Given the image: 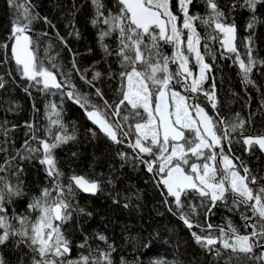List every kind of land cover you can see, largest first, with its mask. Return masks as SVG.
<instances>
[{
    "label": "snow or ice",
    "instance_id": "snow-or-ice-1",
    "mask_svg": "<svg viewBox=\"0 0 264 264\" xmlns=\"http://www.w3.org/2000/svg\"><path fill=\"white\" fill-rule=\"evenodd\" d=\"M15 10V18L10 20V31L7 38L0 43L4 50V57L0 64L14 60L16 71L21 79L30 82V86L38 87L41 92L48 93L55 89L61 96L73 100L84 111L87 118L97 126L111 141L117 144L124 143V137L136 135L131 144L136 158L153 176H160L158 186L166 188L167 196L174 198L179 219L190 230L195 242L215 257H221L227 252L224 264H264V176L254 174L253 171L239 157H230L215 151L206 154V149L220 146L223 140H229L230 132L240 131L242 142L246 150L251 152L257 148L264 153V133L245 136L243 129L250 121L240 118L236 114L235 122L228 125L221 119L219 122L226 127L223 135L213 120L198 103L189 104V97L173 90L174 84L182 86L186 92L198 94L208 79L207 72L211 66L205 62V55H211L215 60L216 53L207 42L204 43V54L201 53V37L197 31V21L204 25L208 32L205 38L219 41L222 51L221 58L233 59L239 67L241 82L247 87L254 85L251 76L258 65L264 66L254 53V41L250 34L246 37L241 54L238 46L237 26L229 22V15L238 6L247 8L253 13L246 28L254 29L257 23L255 11L257 5L264 0H228L225 8H221L219 0H200L205 8V14L199 15L191 11L196 0H116L117 11L106 9L103 0H90L93 15L90 23L98 29L97 41L103 58L111 65L110 57L121 69L118 73L109 72L110 79L120 80V87L116 89L118 98L110 102L104 92L96 87L95 82L101 77L96 71L89 79L90 69H81L73 53L72 67L64 72L61 65L56 63V57L47 55V64L37 54L39 40L30 34L33 24L43 20L49 27L55 25L47 17H41L35 12L31 0H6ZM75 7V5H73ZM73 20L69 21L72 31L69 36L79 38L80 33L74 23L75 13H70ZM182 23L178 24V21ZM158 30V31H157ZM186 30L187 52L195 54L196 64L199 66V75L195 76L189 67V57L180 51V45ZM47 36L48 33H42ZM114 39L115 47L106 43ZM56 39L68 49L65 37L56 32ZM158 41L173 43L177 46L175 57L171 63H178V70L169 69L170 58L160 52ZM10 46V57L8 49ZM51 45L45 49L49 52ZM91 51V49H89ZM73 74L81 81L93 88L94 96L102 101L100 104L92 102L90 93H82L73 82ZM12 75L11 72L8 73ZM58 76L60 77L58 79ZM190 81V83H189ZM174 82V83H173ZM42 85V87H41ZM5 87L3 77H0V89ZM27 92L28 89L26 88ZM55 94V93H53ZM204 95L216 109L215 84L211 91H204ZM264 107V101L261 102ZM35 108V105L33 106ZM49 125L44 129L46 138H40L35 133L39 131L34 124L26 122L29 129L21 149L16 150L14 156H9L0 163V249L13 243L14 249H27L17 256L15 264H113L112 245L107 250L91 249L87 255H80L76 259L70 258L71 241L62 231L63 226L72 220L73 212L91 216L85 209H74L72 199L77 191L96 194L101 190L102 180L90 179L85 175L73 173L64 183L65 174L59 168L55 150L67 144L75 137L70 135L60 120L57 105L52 103L46 106ZM192 111L196 118H193ZM16 126L13 125V129ZM58 128L59 131H54ZM5 137L11 129H0ZM186 133H194V138ZM30 140L37 142L32 146ZM5 139L4 144H7ZM138 150V151H137ZM8 148L0 146V153H7ZM231 149L229 148V152ZM189 153L197 158L203 157L204 163H191V174H188L182 165H189ZM76 154L73 153V156ZM127 159L126 153L119 154ZM217 155L221 157L222 168L214 163ZM39 159L49 178L48 187L40 190L32 197L27 205V213L8 214L6 205L12 204L15 198L23 196V181L20 179L24 169L13 164L16 160ZM240 161L239 164L234 163ZM213 163H209V162ZM241 170L243 174H241ZM15 179V183L12 179ZM112 183L111 180L108 181ZM198 195L201 199L199 207L206 209V215L212 213V208L218 202L230 200L232 207L229 211H239L244 221V228L250 229L241 234L239 229L230 221L227 229L220 227L219 237H214V226L207 223L202 226L193 217L198 216V206L185 204L182 196ZM115 202V201H114ZM166 204L170 202L166 199ZM211 205V206H208ZM128 205L125 204V207ZM187 209V210H186ZM170 212L173 211L169 206ZM18 225V226H17ZM199 228L201 233L192 231ZM96 238L107 243V237L96 234ZM88 237H85L80 248L88 247ZM219 243L220 247H216ZM147 247V245H145ZM30 253V255H29ZM0 264H9L0 251ZM120 264H128L121 258ZM133 264H140L134 261ZM151 264H168L163 258L153 259Z\"/></svg>",
    "mask_w": 264,
    "mask_h": 264
},
{
    "label": "trees",
    "instance_id": "trees-1",
    "mask_svg": "<svg viewBox=\"0 0 264 264\" xmlns=\"http://www.w3.org/2000/svg\"><path fill=\"white\" fill-rule=\"evenodd\" d=\"M243 0H238L242 3ZM35 12L41 17H47L55 28L49 27L43 20L36 21L31 30L34 39L39 40L37 54L47 64V55L56 57V63L61 65L64 72H68L72 67L73 53L76 54V61L81 69H90L89 79L94 72L98 71L102 75L95 82L105 97L110 101H116L118 94L116 89L120 87V80L109 78V72L118 73L121 69L114 57L109 59L111 65L103 58V53L98 45V29L93 28L90 19L93 15V8L90 0H31ZM106 9L117 11L116 0H103ZM228 0H219L221 8H225ZM75 5V7H73ZM191 11L195 14L204 15L205 8L200 0L192 6ZM225 11L227 9L225 8ZM70 13H75L74 23L80 36H69L72 28L69 21L73 20ZM253 15L247 8L239 6L231 12L228 19L237 26L238 46L241 54L245 49L242 46L250 34L254 41V55L258 59L264 60V2L257 5L255 15L257 23L252 30H248V24ZM15 18V10L12 9L6 0H0V43L8 36L10 31V20ZM66 38L72 53L56 39V32ZM197 31L201 37L200 50L204 54L203 45L208 43L209 47L216 53L215 60L211 55H205V62L211 66V71L207 72L208 79L203 86V90L195 94L196 99L201 104L210 117L216 121V127L220 129L218 135H223L226 127L219 121L223 119L228 125L235 122L236 114L240 118L250 121L243 129L245 136H254L264 133V66L258 65L252 73L254 85L247 87L241 82L239 67L233 63V59L221 58L222 51L219 41H213L208 36L204 25L197 21ZM48 33L43 36L42 33ZM185 33L183 35V39ZM106 43L115 47L114 39L106 40ZM160 52L164 55L162 43L158 41ZM46 54L45 49L49 48ZM91 49V51H89ZM10 57V50L8 49ZM4 57V50L0 49V59ZM190 57V56H189ZM175 64H170L169 69L175 72ZM12 75L9 76L8 73ZM0 77H3L5 87L0 89V129H11L5 137L0 130V146L8 148L7 153H0V163L9 156H14L17 149H21L29 129L25 123L34 124L36 135L46 138L44 129L48 127V112L46 106L56 104L67 132L75 138L67 144L61 145L55 150V156L59 168L64 172V183L67 177L73 173L85 175L90 179L102 180L101 190L93 195H86L77 191L72 199L74 209L83 208L92 215H81L78 211L73 212V218L67 222L62 231L71 241L70 258L76 259L80 255H87L89 248L107 250L108 245L115 249L112 252L113 264H120L121 258L128 264L139 261L140 264H151L153 259L163 258L168 264H224L228 253L222 252L221 257H215L214 253L198 245L193 239L190 230L179 219L176 206L172 201L174 198L167 196L166 190L159 185L160 176H153L145 166L136 158V152L130 146L135 142L136 135L124 137V143L117 144L111 141L106 135L99 132L87 118L85 111L73 100L66 96H61L57 90L44 93L38 87L30 86V82L21 79L16 71V65L9 59L8 63L0 64ZM60 77L58 76V79ZM73 82L82 93H94V89L79 79L75 74L72 76ZM215 84L216 109L206 101L204 91H211ZM42 87V85H41ZM28 89L26 92L25 89ZM55 93V94H53ZM92 102L102 103L94 94ZM35 105V108L33 107ZM13 125L16 127L13 129ZM54 131H59L54 128ZM190 135V133H186ZM194 138V134L190 135ZM7 139V144H4ZM229 140H223L220 151L230 157H239L254 174L264 176V157L256 149L255 151L245 150L240 131L230 132ZM32 146H38L37 142L30 140ZM229 148L231 151L229 152ZM138 151V150H137ZM207 154L210 153L206 149ZM73 153L76 155L73 156ZM120 153H126L127 159L121 158ZM194 156L189 153L190 163L194 161ZM240 161L234 163L239 164ZM200 162V160H199ZM189 163V164H190ZM194 163H198L194 161ZM14 165L24 169L20 179L23 181L24 195L15 198L14 203L6 205L8 214L13 212L18 214L27 213V205L33 196L38 195L40 190L48 187L49 178L46 176L44 167L39 163V159L16 160ZM188 174L191 170L187 165H182ZM241 174H243L241 170ZM7 175V173H0ZM111 180L112 183L108 181ZM15 183V179H12ZM170 204H166L165 200ZM185 204H195L198 206V216L193 217L202 226L211 223L214 226L212 234L219 237L218 229H227L229 221L239 229L241 234L246 232L244 221L240 218L239 211H229L232 207L231 201L218 202L212 208V213L206 215V209L199 207L201 199L198 195L182 196ZM115 201V202H114ZM125 204L128 206L125 207ZM169 206L173 211L170 212ZM211 206V205H208ZM187 210V209H186ZM18 226V225H17ZM198 234L207 235V231L200 232L199 228H193ZM103 234L107 237V243L96 238V234ZM88 237V247L80 248L79 245ZM147 245V247H145ZM216 247H220L219 243ZM9 264H15L17 256L21 251L27 249H14L13 243L9 242L7 247L0 249ZM30 255V253H29Z\"/></svg>",
    "mask_w": 264,
    "mask_h": 264
},
{
    "label": "water",
    "instance_id": "water-1",
    "mask_svg": "<svg viewBox=\"0 0 264 264\" xmlns=\"http://www.w3.org/2000/svg\"><path fill=\"white\" fill-rule=\"evenodd\" d=\"M158 31V30H157ZM161 43H162V49H163V51H164V56H168L169 58H170V63H169V65L170 64H173V63H171V55H172V45H171V43H166L165 41H160ZM9 50H10V46H9ZM13 62H14V60H13ZM15 63V62H14ZM177 71V70H176ZM175 71V72H176ZM174 83V82H173ZM175 85V84H174ZM177 86V89L179 90V91H182V92H185V89L182 87V86H180V85H176ZM185 94L189 97V100H188V102H189V104H192V103H198L199 104V102L197 101V99H196V95L195 94H192V93H189V92H185ZM201 107H203L201 104H199ZM204 108V107H203ZM204 110H205V108H204ZM205 112L207 113V111L205 110ZM208 114V113H207ZM209 115V114H208ZM192 116L194 117V118H196V115H195V112L194 111H192ZM92 123V122H91ZM93 124V123H92ZM95 126V125H94ZM96 127V129L99 131V132H101L100 130H99V128L97 127V126H95ZM101 133H103V132H101ZM104 134V133H103ZM105 135V134H104ZM245 146V145H244ZM245 147H247V146H245ZM258 149V148H257ZM212 151H215L216 153H220V146H216L215 148H212ZM258 151H259V149H258ZM260 152V151H259ZM261 153V152H260ZM262 154V156L264 157V153H261ZM215 164H216V166L218 167V168H222V162H221V157L219 156V155H217V159H216V161L214 162ZM163 188H164V186L163 185H161ZM165 190H166V188H164ZM81 193H83V194H86V195H93V194H91V193H84V192H82V191H80ZM246 231H250V229H246Z\"/></svg>",
    "mask_w": 264,
    "mask_h": 264
},
{
    "label": "rangeland",
    "instance_id": "rangeland-1",
    "mask_svg": "<svg viewBox=\"0 0 264 264\" xmlns=\"http://www.w3.org/2000/svg\"><path fill=\"white\" fill-rule=\"evenodd\" d=\"M180 23H182V20H179L178 21V24H180ZM184 33H185V37H184V40H185V43H183V44H181L180 45V51H183L184 52V54L186 55V56H190L189 57V67H190V69L193 71V74L195 75V76H198L199 75V66L196 64V61H195V54L194 53H189V52H187V48H186V30H184ZM182 39H183V36H182ZM171 45H172V55H171V59L172 58H174L175 57V54H176V52H177V46L175 45V44H173V43H171ZM175 68L176 69H178V63H175ZM189 83H190V81H189ZM173 90H175V88H173ZM177 91V90H176ZM182 95H186L185 93H182V92H180ZM206 101L207 102H209L208 101V98L206 97ZM209 104H210V106H212V104L209 102ZM194 118V117H193ZM194 133H190V135H193ZM210 150V153L211 152H213L212 151V149H209ZM207 154V153H206ZM194 159V161H197L198 162V164H202V163H204L205 161H204V159H203V157H201V158H197V157H194L193 158ZM199 160H200V162H199ZM194 161L193 162H191V163H194ZM190 163V164H191ZM209 163H213V162H209ZM190 164L189 165H187L188 166V169H190L191 170V168H190Z\"/></svg>",
    "mask_w": 264,
    "mask_h": 264
},
{
    "label": "flooded vegetation",
    "instance_id": "flooded-vegetation-1",
    "mask_svg": "<svg viewBox=\"0 0 264 264\" xmlns=\"http://www.w3.org/2000/svg\"><path fill=\"white\" fill-rule=\"evenodd\" d=\"M174 88H175V90H177V91H179L178 89H177V86L176 85H174ZM179 92H182V91H179ZM186 92V91H185ZM185 92H182V93H185ZM246 148V147H245ZM246 150V149H245ZM44 167V166H43Z\"/></svg>",
    "mask_w": 264,
    "mask_h": 264
}]
</instances>
